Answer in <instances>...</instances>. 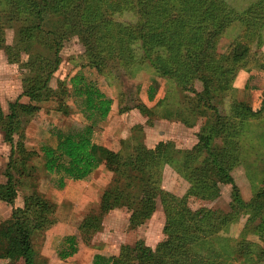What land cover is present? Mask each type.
Instances as JSON below:
<instances>
[{
    "label": "trees",
    "instance_id": "trees-1",
    "mask_svg": "<svg viewBox=\"0 0 264 264\" xmlns=\"http://www.w3.org/2000/svg\"><path fill=\"white\" fill-rule=\"evenodd\" d=\"M199 6L207 8L200 12ZM118 13L138 14L141 20L118 21L113 18ZM238 14L243 19L242 34L226 58L215 59L225 23L230 24ZM8 28L14 30L16 41L12 45H6L4 39ZM263 29L264 0L242 12L211 0H0V49L9 63H19L21 96L28 99L27 103L18 99L9 103L8 113L0 105V131L11 145V153L20 146L19 142L13 143V136L22 138L23 123L37 113L40 103L55 100L56 110L69 114L61 84L55 90L49 83L60 64L64 42L77 37L88 65L98 74L111 69L117 76L133 77L137 71L151 68L159 77L173 82L182 96L172 104L171 120L191 128L204 119L197 142L183 158L192 195L200 201H213L219 197L221 184L232 187L229 212L200 207L186 220L182 199L159 188L155 181V165L160 158L169 163L173 144L165 142L158 151L147 148L140 134L133 135L131 152L115 158L111 186L102 193L98 207L88 213L82 226L97 230L110 211L125 208L128 226L133 230L149 220L159 204L167 221L184 223L201 237L197 243L204 245L207 253L192 255L182 251L168 256L163 244L153 249L138 240L133 245H121L117 255L95 254L91 264H231L240 258L245 260L257 248V244L247 241L248 235L257 236L264 245V173L261 186L245 202L231 175L241 163L242 149L232 136L215 142L222 113L212 101L213 87L227 92L237 72L250 59L264 69V56L250 55V41L255 40L259 47ZM70 83L77 109L90 124L80 130L53 131L56 146L43 147V167L47 173L59 176L58 188L63 187L65 178L82 181L96 170L99 161L92 151L93 128L106 119L111 107V100L94 83L83 81L81 76H75ZM195 83L200 84V91L195 89ZM154 94L150 87L149 101ZM248 111L247 106L233 102L232 117L244 122ZM5 177V184H0V201L12 209L8 220L0 224V260L36 264L32 237L47 228L49 207L32 193L23 197L22 205L13 207L18 183L22 182L13 179L9 170ZM241 216L246 217L245 223L233 251H225L229 254L226 256L208 239L232 222L237 223ZM67 240L73 242L71 238ZM260 250L263 255L264 249ZM72 252L62 251L59 256L66 259Z\"/></svg>",
    "mask_w": 264,
    "mask_h": 264
},
{
    "label": "rangeland",
    "instance_id": "rangeland-1",
    "mask_svg": "<svg viewBox=\"0 0 264 264\" xmlns=\"http://www.w3.org/2000/svg\"><path fill=\"white\" fill-rule=\"evenodd\" d=\"M211 1L217 5L224 3L228 8L242 12L259 0ZM206 8L205 6L204 9ZM204 9L202 6L198 7L200 12ZM113 18L129 23L141 20L138 14L131 13L114 14ZM241 20L243 21L238 14L230 24L225 23L224 33L215 51V59L222 60L227 57L233 42L242 34L244 24ZM4 39L6 45L14 44V30L5 29ZM250 43L252 57L253 53L264 56V29L260 46L257 47L258 44L253 39ZM59 55L60 64L49 85L56 90L61 84L69 114L63 115L57 111L55 100L40 103L37 113L23 123L20 130L22 138L13 136V143L19 142L20 146L12 153L11 145L4 140L0 131V184L6 182V170H9L13 179L22 182L18 183L13 207L22 205L23 197L31 193L49 207L47 228L35 232L32 237L34 262L91 264L95 254L117 255L121 245H133L138 240L153 249L158 244H163L168 256L182 251L192 255L206 254L205 246L197 243L201 237L184 223L167 221L159 204L150 219L133 230L128 226L129 213L125 208L110 211L97 230L82 226L88 213L98 207L102 193L111 186L115 158L131 152L133 135L140 134V140L147 148H157L158 151L159 146L165 142L173 144L169 163L160 158L155 165V181L159 188L182 199L181 209L186 220L200 207L229 212L232 187L221 184L219 197L213 201H200L192 195L193 189L184 175L183 158L184 153L197 142V134L204 119H199L191 128L171 120L172 104L182 96L173 82L159 77L151 68L139 70L133 77L124 74L117 76L111 69L104 74H98L88 65L84 49L77 37L67 39ZM25 58L24 54L20 59L23 62ZM75 76H81L87 83H94L111 100V107L106 119L93 128L92 151L99 161L96 170L82 181L65 178L63 187L58 188L59 176L47 173L43 167V147L56 146L53 131L80 130L90 124L85 114L78 111L72 96L70 82ZM21 79L19 63H9L4 50L0 49V105L4 113H8V104L17 99L21 103L28 102L26 97L21 96ZM150 87L154 88L155 94L149 101L147 91ZM194 87L197 91L201 89L199 83H195ZM212 101L222 113L215 142L219 143L225 136H232L240 143L241 163L232 170L231 175L242 199L248 202L254 191L261 186L264 173V69L258 62L250 59L237 72L227 92H219L213 87ZM233 102L248 107L249 114L244 122L232 117ZM11 209L12 207L0 201V224L8 220ZM245 220L246 217L241 216L237 223L232 222L208 240L228 256L225 251H233ZM68 238L73 239V242H68ZM246 239L257 244V248L245 260L240 258L231 264H264V254L260 250L264 249V245L252 234ZM71 250L73 252L70 257L60 258V252ZM0 264L20 263L1 259Z\"/></svg>",
    "mask_w": 264,
    "mask_h": 264
}]
</instances>
